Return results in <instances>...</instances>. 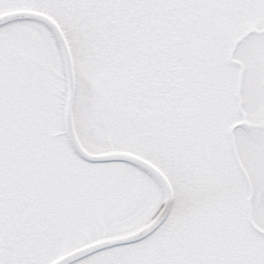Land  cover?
I'll list each match as a JSON object with an SVG mask.
<instances>
[{
    "label": "snow or ice",
    "instance_id": "snow-or-ice-1",
    "mask_svg": "<svg viewBox=\"0 0 264 264\" xmlns=\"http://www.w3.org/2000/svg\"><path fill=\"white\" fill-rule=\"evenodd\" d=\"M0 264H264V0H0Z\"/></svg>",
    "mask_w": 264,
    "mask_h": 264
}]
</instances>
